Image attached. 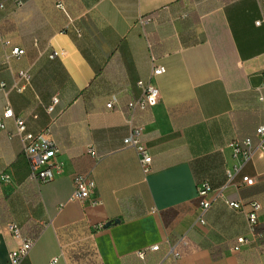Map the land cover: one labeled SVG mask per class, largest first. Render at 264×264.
<instances>
[{
  "label": "crops",
  "instance_id": "crops-1",
  "mask_svg": "<svg viewBox=\"0 0 264 264\" xmlns=\"http://www.w3.org/2000/svg\"><path fill=\"white\" fill-rule=\"evenodd\" d=\"M19 1L0 9V36L23 50L6 61L0 44V116L8 105L28 131L49 126L62 168L52 181L30 179L14 123L6 120L0 264H12L18 242L6 230L9 221L34 240L19 264H264V151L236 177L255 184L226 187L197 222L200 183L224 186L233 163L229 144L253 136L264 120V0ZM60 1L66 12L56 7ZM154 64L164 72L150 76ZM21 69L29 83L18 91ZM149 79L157 101L135 116L151 156L144 174L135 149L123 142V108L140 95L137 81ZM111 94L119 103L107 108ZM90 142L95 157L85 152ZM84 172L94 191L68 200L73 176ZM225 198L261 204L255 235ZM183 235L181 256H167L168 244ZM239 236L248 242L233 251ZM153 244L159 249L145 259L137 255Z\"/></svg>",
  "mask_w": 264,
  "mask_h": 264
},
{
  "label": "built area",
  "instance_id": "built-area-1",
  "mask_svg": "<svg viewBox=\"0 0 264 264\" xmlns=\"http://www.w3.org/2000/svg\"><path fill=\"white\" fill-rule=\"evenodd\" d=\"M0 2V9L3 8L4 2ZM16 6H21L22 2L14 0ZM56 7L66 12L63 3L57 2ZM149 19L142 20V23H147ZM262 19L255 23L259 25ZM0 44L4 48V58L9 60L10 57L18 58L23 54V50L16 46H10L8 40L0 36ZM58 55L55 51L50 57ZM164 72V67L161 65H153L150 76H155ZM16 80H22L23 84L17 85L16 89L21 91L24 84L29 83V74L27 70H18L16 72ZM137 85L141 90L138 97L126 102L123 110L126 115V122L129 125V132L123 139L127 146L135 149L141 170L144 174L151 171V156L148 148L144 145L142 140L143 126L135 121L137 112H146L150 107L155 105L158 98V89L154 86L150 79L148 81L138 80ZM4 83H0V90L3 89ZM57 101L53 98L52 104L48 106L47 110L53 108V104ZM119 103L116 94H111L106 102L107 108H113ZM11 119L15 126V131L22 144V152L29 167V177L36 183H44L52 181L55 176L61 171L62 163L58 159L59 149L52 136L49 126L44 127L38 132L28 131L25 121L22 117L16 115L13 110L6 105L0 116V131L6 128V120ZM230 154L233 159L232 166L226 170V183L220 188H212L209 182L203 181L200 183L197 195L199 197V214L197 222L204 223V214L211 207L214 200L223 197V191L228 186L246 187L255 184L254 178L248 175H241L239 182H236V177L239 175L242 166L252 157L255 151H264V120L254 129L253 136H246L244 138L235 140L229 144ZM85 152L95 157V148L93 143L85 145ZM4 178H8L7 175ZM73 187L68 200H82L88 198L95 189V182L89 172L77 173L72 179ZM225 204L238 212L244 213L249 233L253 236L258 229V215L262 208L258 201H250L244 203L239 200H230L225 198ZM93 204H98V199L92 200ZM6 230L9 234L18 240L14 249L9 252V260L12 264H19L28 254L34 244V240L24 234L20 227L13 221L6 224ZM248 238L239 236L236 238L235 244L232 246L233 251H238L242 244H246ZM187 244L185 235L181 236L175 242L169 243L166 251L167 256L177 259L181 256V248ZM159 249L158 244H153L148 248H144L137 252L140 258H144L148 251H156ZM57 258H53L51 263L55 262Z\"/></svg>",
  "mask_w": 264,
  "mask_h": 264
},
{
  "label": "water",
  "instance_id": "water-1",
  "mask_svg": "<svg viewBox=\"0 0 264 264\" xmlns=\"http://www.w3.org/2000/svg\"><path fill=\"white\" fill-rule=\"evenodd\" d=\"M118 220H113V222H117ZM111 224V221H108L107 223L104 224V227H107L108 225Z\"/></svg>",
  "mask_w": 264,
  "mask_h": 264
},
{
  "label": "trees",
  "instance_id": "trees-1",
  "mask_svg": "<svg viewBox=\"0 0 264 264\" xmlns=\"http://www.w3.org/2000/svg\"><path fill=\"white\" fill-rule=\"evenodd\" d=\"M167 251V250H166ZM146 258V255H145V257H144V259Z\"/></svg>",
  "mask_w": 264,
  "mask_h": 264
}]
</instances>
